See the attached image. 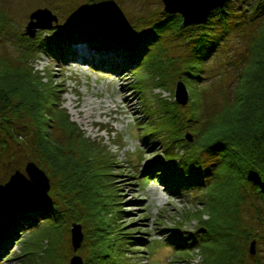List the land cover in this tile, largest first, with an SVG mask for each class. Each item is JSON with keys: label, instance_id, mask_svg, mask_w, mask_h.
Listing matches in <instances>:
<instances>
[{"label": "trees", "instance_id": "trees-1", "mask_svg": "<svg viewBox=\"0 0 264 264\" xmlns=\"http://www.w3.org/2000/svg\"><path fill=\"white\" fill-rule=\"evenodd\" d=\"M1 2L0 41L6 39L19 54L16 63L0 59V150L10 147V138L19 141V133L14 132L13 126L17 119L27 116L35 126L31 131L35 137L34 153H30L32 158L28 157L42 168L49 169V176L60 178L56 191H50L43 197L30 193L27 190L29 185L0 196V254L9 253L13 240L19 237L18 231L30 230L47 219L59 227L56 221L69 210L72 220L88 227L83 229L82 244L92 251L84 259V264H107L112 251L116 252L111 247L117 240H125L124 244H127L121 252L128 251L132 244L130 233L119 227V223L124 222L125 211L122 208L118 211L122 221L108 225L111 231L108 229L105 234L95 236L98 229L94 220L99 216L96 209L104 198V191L112 186L108 179L115 161L107 155L101 140L87 137L71 120L56 97L58 85L53 84V78H50V83L46 82V77L40 76L30 64L42 50L57 51L59 59L65 61L68 58L65 44L70 47L86 43L99 52H114L109 60H99L102 65H107V71L118 63L124 69L123 64H129V68L136 69L135 73L145 70L152 75L155 86L173 91L179 78V68L174 74L168 71V67L171 70L174 65L171 63L167 67V60L160 56H163L161 41L167 32H177L185 27L183 17L179 13L164 12L163 18L148 19L135 27L119 16L103 13L101 5H97L88 17L76 20L74 24L40 30L36 37L30 38L21 33V26L13 22L8 11L1 7ZM227 5L214 9L198 25L205 26L218 17L219 24L228 28V20L233 13ZM249 10L252 22L263 19L264 0L249 6L247 13ZM259 34L263 36L264 24L256 36ZM256 36L253 38L255 46L253 50L250 48L248 62L240 75L236 100L232 103L228 101L222 110H218L215 104H207V97L203 98L205 88H195L196 92H191L193 97L186 107L158 95L156 104L152 100L143 103L144 115L138 119V128L145 131L143 142L152 147L158 144L163 147L165 160L153 164L150 174L158 169L157 176H162L172 195L183 197L188 192H198V196L202 195L199 203L206 206L204 210L187 213L198 218L196 230H184V223L177 222L178 227L172 228L173 232L167 235L169 244L185 251L201 248L207 254L209 264H264L256 253L252 255L250 252L254 239H264V227L259 232L255 231L250 223L252 218L249 222L243 219L241 205L246 202V191L262 200L264 205V45L259 44ZM122 67L118 66L119 69ZM134 88L139 93L137 87ZM53 126L64 131L66 144L56 141L51 134ZM185 131L193 133V141L188 140ZM204 154H211L213 161H206ZM11 156L8 160L15 157ZM147 179L149 177L144 181ZM9 183L4 182V188H8ZM59 200L63 201L64 208ZM260 205L252 201L249 209L258 215L253 214L252 217L253 220L257 217L262 227L264 207ZM207 212L209 218L204 219ZM105 242L108 246L104 245ZM117 259V256L112 258L114 261Z\"/></svg>", "mask_w": 264, "mask_h": 264}, {"label": "rangeland", "instance_id": "rangeland-1", "mask_svg": "<svg viewBox=\"0 0 264 264\" xmlns=\"http://www.w3.org/2000/svg\"><path fill=\"white\" fill-rule=\"evenodd\" d=\"M1 1V7L8 11L14 23L21 26L22 34L30 20V14L39 7L50 8L58 16L59 25L74 24V21L88 17V13L97 5H101L103 13L119 16L127 24L133 23L135 27L143 21L163 18L167 14H164L162 0ZM257 1H229L227 7L231 9L233 16L228 20V28L219 24L218 17H215L213 22L205 23V26L185 25L177 32L172 30L163 36L161 41L163 56H160L167 60V67L173 63L171 70L168 67L171 74L179 68L177 81L185 82L189 92L188 103L193 97L191 92H196L195 88L199 90L205 88L203 98L207 97V104H215L218 110H222L228 101L232 103L236 100L240 75L243 74V68L256 43L253 38L264 24V18L252 22L251 10L247 13V8ZM256 38H259V44L264 45V34L263 36L259 34ZM64 48L68 53L65 61L59 59L57 51L42 50L30 66L39 71L40 76L46 77V82L50 83V78H53V84L58 85L56 97L59 102L61 101L71 120L79 125L87 137L101 140L106 147L107 155L115 161L111 168L112 172L110 171L111 178L108 179L112 186L104 191V198L96 209L99 216L94 220L98 229L95 236L97 238L105 234L108 229L111 231L107 228L108 225H116L122 221L118 212L122 208L125 211L124 222L119 223V227H124L123 231L130 233L132 244L128 246V251L121 252L122 249H126L127 244H124L125 240H117L115 245L110 246L116 252L112 251L107 264H209L208 256L204 254L203 249L185 251L169 244L167 235L173 232L172 228L178 227L177 222L184 223V230H196L198 218L190 217L187 213L198 211L197 209L204 210L206 206L199 203L202 201V195L198 196V192L193 194L188 192L183 197L172 195L162 176H157L160 172L158 169L150 174L154 168L151 167L153 164L163 163L165 160L163 147L160 144L152 147L143 142L142 136L145 131L138 128L140 125L138 119L145 111L143 103L152 100L156 104L158 95L177 102L175 95L177 81L173 91H167L155 86L153 76L147 71L135 73L136 69L129 68V64H123L124 69L121 63H118L122 68L119 69L116 64L110 66L111 71H107V65H102L99 60L106 58L109 60L114 52L106 53L104 50L99 52L85 44L70 47L65 44ZM18 54L17 48L6 39L0 41V59L6 58L8 62L16 63ZM134 87H137L139 93ZM16 122L13 127L14 132L19 133L17 136L19 143L15 141L16 139L10 138V147L7 150H0V196L9 195L27 185L30 193H37L32 191L26 171L29 161L34 162L28 156L31 157L34 153L35 137L31 131L35 126L27 116L17 119ZM51 128V134L55 136L56 141L66 144L64 131L58 130L56 126ZM190 134L193 133L187 132L186 136ZM27 144L31 147L28 148ZM9 155L15 157L8 160ZM204 157L210 162L214 159L211 154H204ZM42 169L50 174L49 169ZM34 176L38 178L41 175L38 172ZM48 177L51 187L44 194L38 193L40 197L57 189L60 176ZM146 177L149 179L144 181ZM6 181H10L8 188H4ZM44 190L40 188V191ZM247 193L246 191V202L241 204L243 219L249 222L252 218L250 223L255 231L259 232L264 226L261 227L259 223L261 221L257 217L253 220L252 215H258L249 209V204L255 201L261 203L260 207L264 205L258 197ZM58 202L64 208L63 201ZM208 218L207 212L204 219ZM58 219L55 221L59 227L53 225L51 219H47L41 220L30 230L18 231L19 237L13 240L9 253L0 254V264H70V258L75 253L83 260L86 259L92 249L86 244L83 247L82 244L74 252L71 240L72 222L79 221L72 220L73 215L69 210L64 211ZM83 229L87 230L88 227L84 225ZM104 245L108 246V242ZM107 249L110 252V248ZM255 253L264 261V239L256 242ZM116 256L118 261L112 260Z\"/></svg>", "mask_w": 264, "mask_h": 264}, {"label": "water", "instance_id": "water-1", "mask_svg": "<svg viewBox=\"0 0 264 264\" xmlns=\"http://www.w3.org/2000/svg\"><path fill=\"white\" fill-rule=\"evenodd\" d=\"M162 1L164 3V11L166 13H170V14L179 13L182 15L183 23L185 25H196V24L204 22L209 17V15L212 13L214 9L224 8L226 3L229 0H221L220 4H217V5L213 4L212 7H210L209 12L207 13L206 17H203L202 20L197 21V22H195V20H192V19H190V22H188L185 16L179 10H177V8L171 5L170 7L167 8L166 1L165 0H162ZM38 16H39V19H41L42 25H45V26H41L39 24ZM54 22L56 24H54ZM58 25H59V18L50 8L39 7L30 14V20L25 26L23 35H27L30 38H34L37 35V31L39 29H46V28L52 29V28L58 27ZM175 95H176V100L179 104L185 106L188 103L189 92L183 80L177 81ZM188 139L190 141L193 140L191 135L188 136ZM26 171L30 178L31 186H33L35 189H38L39 187L42 188V190L45 189L44 191H40V194H44L45 192H48V190L51 187L48 174L42 168H40L37 163L33 161L31 162L29 161V163L26 165ZM38 172L41 176L40 177L38 176V178H36L37 176H34V175L35 173H38ZM71 233H72L71 240H72L73 249H74V252H76L79 249V247L82 245V242L84 240L83 224L80 222H73ZM256 242L257 241L254 239L250 245V252L252 255H255V252H256ZM70 264H84V260L80 255L75 253L70 258Z\"/></svg>", "mask_w": 264, "mask_h": 264}, {"label": "bare ground", "instance_id": "bare-ground-1", "mask_svg": "<svg viewBox=\"0 0 264 264\" xmlns=\"http://www.w3.org/2000/svg\"><path fill=\"white\" fill-rule=\"evenodd\" d=\"M167 4V8L171 6L177 8L186 18L188 22L190 19L195 20V22L200 21L203 17H206L207 13L209 12L210 7L213 4H220L221 0H165ZM205 14V15H204ZM38 22L41 26L42 25L41 19L38 16ZM41 22V23H40ZM113 56H110L111 58ZM30 184V178H29ZM34 192L40 193V187L35 189L31 186Z\"/></svg>", "mask_w": 264, "mask_h": 264}]
</instances>
